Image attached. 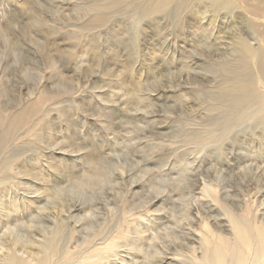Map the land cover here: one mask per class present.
<instances>
[{"label":"rangeland","instance_id":"rangeland-1","mask_svg":"<svg viewBox=\"0 0 264 264\" xmlns=\"http://www.w3.org/2000/svg\"><path fill=\"white\" fill-rule=\"evenodd\" d=\"M105 1L0 0V177L18 183L5 200L15 196L28 222L10 227L23 239L62 231V247L83 255L85 241L105 249L115 240L110 264H199L191 252L202 256L205 222L228 245L238 242L229 212L248 228L264 222V127L244 121L217 146L172 145L192 136L188 125L213 129L219 115L209 108L223 116L218 85L234 55L229 40L200 32L193 14L178 24L173 7L157 15L124 8L91 28L92 5ZM131 61L146 82L137 108L109 84L116 72L129 82ZM31 100L43 107L3 147L9 117ZM92 169L106 179L88 185ZM213 178L217 196L205 184ZM8 226L1 222L0 232Z\"/></svg>","mask_w":264,"mask_h":264},{"label":"bare ground","instance_id":"bare-ground-1","mask_svg":"<svg viewBox=\"0 0 264 264\" xmlns=\"http://www.w3.org/2000/svg\"><path fill=\"white\" fill-rule=\"evenodd\" d=\"M172 7L176 9L174 15L178 20V24L184 23L183 20L185 19L186 13L190 15L193 14L192 17L190 16V22L195 25L199 24L200 32L207 36L210 35V33H215L221 40H223L221 38L222 36L227 38L229 41L227 42L226 40L225 42L229 44L228 46L231 47L230 49L234 53L231 60L222 64L224 78L218 85L219 94L223 98L222 101L225 100L228 104L223 116L220 117V110H216L222 107L213 106L209 108L206 112L210 114L214 112V114L218 113L219 115V118L215 119L217 121L213 129L207 126L204 127L200 124L188 125L185 130L193 132V134H191L192 136H186L184 139L177 142L172 141V145H179L188 149L207 148L212 145L217 146L219 143L226 140L232 132L233 127L244 121L251 122L258 127H264V46H262V44H264V0H106L103 4L92 5L91 9L95 10L97 15L91 20L90 27L97 29L106 26L113 20L115 13L124 8L132 9V12L144 11L150 15H157L170 12ZM207 15H209L208 21L206 24H203V20L206 19ZM227 31L232 35L229 36ZM95 49L97 48L95 47ZM90 50L92 49L90 48ZM93 52L94 51H92V53ZM124 66V68H126V65ZM133 70L131 61L130 70H128L129 75L127 76L129 82H123L120 78V74L116 72V75L113 74L110 76L109 84L112 94H121L118 90L122 88L124 91L122 93L127 94L134 102L132 103L133 106L137 108L143 102L139 94L146 82L145 78H142L143 74ZM135 76H140L141 79L136 78V80L132 81ZM217 105L222 106L221 104ZM41 106V101L31 100L29 106L27 104L23 110L9 117L12 118L9 122L10 125L8 127L5 126L7 128L3 136V147L11 140L17 139L19 126L25 124L28 115V119H31L30 114H37V112L41 110ZM5 123V119L2 117L0 125H4ZM132 126L135 127L134 125ZM21 130H23V128ZM254 138L255 134L253 132L249 136L247 134L246 136L244 135L243 141H253ZM262 146L264 149L263 144ZM97 156H99L98 153H90V157H95V161ZM87 157H89V155ZM97 166H99V164ZM91 168H93V166ZM106 175V171L92 169L91 174L86 175L84 180H86L88 185H96L98 181H104L103 179H106ZM205 184L211 196L212 194L213 196L218 195V186L215 184L214 178L212 182L206 180ZM17 185V182L5 181L0 177V223L4 221L9 224L7 231L3 233L0 232V264H110L112 258L117 257V250H115L113 246L115 240H112L114 242L111 244L106 245L105 249L99 248L101 246L94 245L90 241H85L84 246L87 249L86 253L83 255L78 247H62L59 239V235L62 234V231L56 232V230L51 236L48 234L49 236L47 235V237L49 238L46 237V234H43L44 236L40 234L42 236L40 239H36L33 235L34 232H30L26 238L23 239L19 235V232H16L17 229L14 230L11 228V225H17L18 227V225L22 226L28 223L23 220L21 215L22 211H20L21 206L15 200V196L10 202L5 200L6 194L9 193L13 186ZM29 200L30 201H26V205L28 206L25 209L31 211L33 202L31 199ZM247 213L248 212H246V214ZM229 216L231 218L230 225L233 228L235 236L238 238V242H230L232 245H228V239L218 232H215L208 222H205L203 227L205 234L202 256H199L200 258L197 257L194 251L191 252V256L199 264H264V222H260L263 224L259 223V226L250 225L252 228H248V223L245 222L246 220H240L239 217L231 214V212H229ZM13 218L16 220H12ZM34 220L32 214L29 223L32 224ZM32 226L33 225H30L29 227ZM42 232L44 233V231H41V233ZM9 234L11 237L6 239V236ZM73 234L75 233L72 232V236H74ZM67 238L69 239V237ZM117 238V240H119V238L123 239L125 237L122 234Z\"/></svg>","mask_w":264,"mask_h":264}]
</instances>
